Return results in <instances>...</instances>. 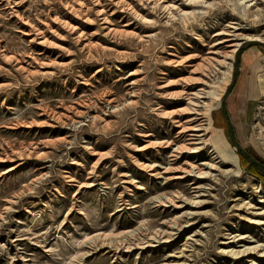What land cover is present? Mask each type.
I'll use <instances>...</instances> for the list:
<instances>
[{
    "label": "rangeland",
    "instance_id": "rangeland-1",
    "mask_svg": "<svg viewBox=\"0 0 264 264\" xmlns=\"http://www.w3.org/2000/svg\"><path fill=\"white\" fill-rule=\"evenodd\" d=\"M237 2L0 0V264H246L221 246L264 240L231 208L264 206V0ZM211 159L241 174L183 215L184 169Z\"/></svg>",
    "mask_w": 264,
    "mask_h": 264
},
{
    "label": "bare ground",
    "instance_id": "bare-ground-1",
    "mask_svg": "<svg viewBox=\"0 0 264 264\" xmlns=\"http://www.w3.org/2000/svg\"><path fill=\"white\" fill-rule=\"evenodd\" d=\"M193 1V0H190ZM251 0H238L237 4L239 5H250ZM187 14V13H186ZM231 31H220L217 34H229L230 35ZM237 38H240L242 36L240 33H234ZM230 40V38H224L220 40L219 42L222 41H227ZM240 41H233L230 43V46H234L232 53L228 54V56H233V53L236 51V48L240 45ZM230 73H227L226 76L223 77V80L229 79ZM205 89V88H203ZM204 91H202L203 93ZM201 93V91H197V94ZM205 93H211L213 92H205ZM211 124V123H210ZM212 132L211 125L207 127V130ZM196 130V125H183V128L180 130L183 134L187 131H191L189 134L192 136L191 143L186 144L185 142L179 146L180 149H186L191 152H196L200 149L201 146H199L196 142H194V138L200 139V140H205V137L203 136H195L197 133L193 132ZM214 131V130H213ZM185 136V135H184ZM215 143L217 144V136L215 133L212 134ZM225 147L223 148L222 144L220 141H218V147L223 152L224 158L228 159L230 162L235 163L236 165L239 164V158L235 152H232L229 150L230 145L226 142ZM221 145V146H220ZM197 153V152H196ZM145 166H152L153 164H144ZM217 170V172H215ZM186 174H190L192 178L194 179V182L197 183V189L195 190V194L188 196V195H182L180 202H176L178 206L183 207V215H191L197 211L198 206H200L204 200L201 199V193L203 191L202 187V181L203 178H210L216 179L217 181H220L222 179L221 175L229 174L231 172H234V174H241V169H224L220 164H217L211 159L210 161H205L201 165L191 163L189 168L184 169ZM159 173V172H158ZM213 183V182H212ZM256 193L260 196V200H264V190L263 186L261 183L256 185ZM251 195L249 196H243V195H238L231 208L237 209L238 213L242 215L245 219L248 221L261 225L264 227V206L259 204V202L255 199L253 193H250ZM166 196V195H164ZM160 200L164 198L163 196L158 197ZM175 203V204H176ZM183 215L175 216L173 219L170 220V224L167 227H162L161 231H158L156 234H154V238L158 240V238H169L172 237L175 234H179L182 232V228L184 227L185 222H181ZM250 234H246L244 232L238 231V230H233L232 228H229L226 230L224 233V239L223 240V245L221 246V251L225 254H229L233 258H239L240 260H243L246 264H264V240L261 239H253V238H248V241L246 242L245 239L249 237ZM253 237V236H252ZM159 239V240H160ZM152 241V240H151ZM242 242H245L244 244H241ZM129 245V244H127Z\"/></svg>",
    "mask_w": 264,
    "mask_h": 264
},
{
    "label": "trees",
    "instance_id": "trees-1",
    "mask_svg": "<svg viewBox=\"0 0 264 264\" xmlns=\"http://www.w3.org/2000/svg\"><path fill=\"white\" fill-rule=\"evenodd\" d=\"M239 67V66H238Z\"/></svg>",
    "mask_w": 264,
    "mask_h": 264
}]
</instances>
